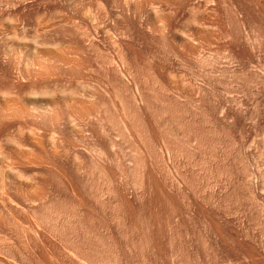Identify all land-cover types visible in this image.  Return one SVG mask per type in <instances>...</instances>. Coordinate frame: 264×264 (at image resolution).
<instances>
[{"label": "rangeland", "instance_id": "1", "mask_svg": "<svg viewBox=\"0 0 264 264\" xmlns=\"http://www.w3.org/2000/svg\"><path fill=\"white\" fill-rule=\"evenodd\" d=\"M0 264H264V0H0Z\"/></svg>", "mask_w": 264, "mask_h": 264}]
</instances>
